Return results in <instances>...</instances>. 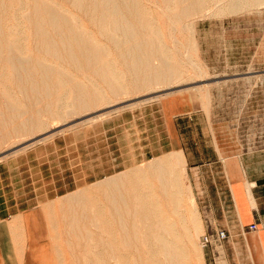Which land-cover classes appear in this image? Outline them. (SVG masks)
<instances>
[{
	"label": "rangeland",
	"instance_id": "obj_1",
	"mask_svg": "<svg viewBox=\"0 0 264 264\" xmlns=\"http://www.w3.org/2000/svg\"><path fill=\"white\" fill-rule=\"evenodd\" d=\"M9 1L12 0H8V4ZM139 1L145 5L143 14L146 18L155 19L161 27L165 23L166 29L162 27L165 31L161 29L163 32L160 33L164 46L176 47L174 59L180 68L172 81V90L166 92L167 86L161 85L139 92L129 83L125 95L116 98L109 94L101 81L90 84L88 79L76 75L75 79L89 83L91 89L96 87L105 91V101L74 117H64L63 110L57 112L62 114L60 118L43 112L41 122L37 123L39 126L31 124L29 127L32 126L33 130L27 128L25 135L12 136L9 138L11 142L7 138L8 141L0 143V247L5 253V264H74L75 261V264H102L104 260L103 264H124L122 256L132 260L129 264H152L150 255L156 253L147 252L150 253L147 259L146 250L150 244H157L153 234L159 228L161 216L163 223L176 231L169 235L171 242L185 247L184 252L187 251L189 256L186 264H253L252 253L256 251V244L260 246V241L256 238L255 246H251L246 234L258 232L259 221L253 224L255 230H251V226L246 230L238 225L234 204L224 201L227 196L224 177L230 178V163L244 172V192L257 215L262 207L258 201L264 205V0L257 4L247 0H206L204 10L186 20L176 18L163 0ZM65 7L75 14L72 8ZM12 10L3 16L6 23L2 29L4 35H8L7 40H15L16 44L17 36L27 34V30L18 28L19 35L11 34L15 36L13 39L7 33L14 16L22 19L27 10ZM80 17V26L96 35L88 17ZM171 24L177 29H171ZM18 46L20 50L25 48L22 43ZM109 58L118 71L116 73L120 74H116L121 78L119 82L126 85L129 80L119 72L120 63H116L112 55ZM2 80L0 74V90L7 92L8 97L12 96L13 86ZM161 89L164 92H158ZM1 102L0 98V105ZM177 106L190 114L175 119L171 124L173 128H169L170 113ZM88 114L99 117L84 122ZM172 131L181 137L178 143L172 142L171 136H176ZM169 154L177 156L179 162L174 167L173 176L168 178L171 190L176 193L170 192L165 200L159 179L148 165ZM135 170H140L138 174L143 170L140 178L144 182L140 192L147 194L144 206L153 203L157 208L152 209L151 220L142 225L144 230L141 227L145 234L131 235L134 243L129 250H114V253L118 244H112L107 236L113 226L106 221L100 223L103 212H111L109 204L105 203L109 190L101 185V181ZM174 179L177 182L172 181ZM134 181L132 185L136 183L133 184ZM217 188H222L220 194H217ZM81 192L90 197L91 204L85 208L90 206L94 211L93 206L99 203L98 206L107 205L108 210L98 211L99 215L95 216L92 210L84 209L91 212H87L88 219L93 221L85 219V224L82 223L86 227L81 224V229L95 235L88 240L82 238L79 243L75 238L76 241L71 242L74 248H70L71 245L65 242L67 228H64L70 215H67L69 204L62 200ZM222 203L225 211L219 210ZM77 206L81 208L79 214L85 212L82 206ZM60 215L66 218L61 219ZM222 232L226 234L225 239H219ZM135 237L139 242L134 241ZM207 237L211 240L208 243ZM145 238L149 240L145 242Z\"/></svg>",
	"mask_w": 264,
	"mask_h": 264
},
{
	"label": "bare ground",
	"instance_id": "obj_2",
	"mask_svg": "<svg viewBox=\"0 0 264 264\" xmlns=\"http://www.w3.org/2000/svg\"><path fill=\"white\" fill-rule=\"evenodd\" d=\"M14 1L15 2L13 4H11L13 0L9 1L11 3L8 4V0H0V74H2L4 78L2 82L4 81L6 84L11 83L14 89V94H10L12 95L10 96L12 98L8 97L9 94L6 92L7 89L5 90V87L4 90L6 93H4L3 90H0V98L2 99L0 105V143L5 141L7 138L10 141L9 138L12 136L16 137L24 133L26 134L27 128L30 129L32 127H29V125L32 124L35 126V124L39 123V121L41 122V116L43 112L44 114L48 112L51 117H57V112L59 110H63L65 111L63 115L64 117H70L71 115L74 117L81 112L83 113L84 111L86 112L91 110L95 104L104 102L107 98L106 94L104 93L105 91L103 92L100 90V88L96 87L91 89L89 86L91 84L90 82L101 81V83H104L106 86L109 94L116 98L122 96L123 94L125 95V90L130 86H128L129 83H131L133 88H136L137 91L139 90V92L144 88H153L155 86L161 85L167 86V89H165L166 92H170L172 90V81L177 76L180 68V65L176 63L174 59V56L176 55V47L172 49L164 46L160 33L163 32L161 29L164 30L165 23L162 22L164 23L162 25L164 28H162L161 24H158V22L156 24L155 19L153 20V18L150 17L146 18L143 14V11L145 12L146 10L144 7L145 5H142L139 0H26V3H24V0ZM163 1V3H165V5L172 10V12L174 11L175 17L181 20H186L195 15L197 12L200 13L204 10L206 5V0ZM247 1L257 4L262 0ZM65 6L72 8L75 11V14H73V12H68ZM12 9H15L19 12L27 10L24 15L22 14L23 16L20 15L22 19H19L18 17L15 18L14 16V19H12L14 21L10 25L7 33L9 35H19L17 33L18 28L23 27V29L27 30V34H21L17 36L19 38L16 41V44L13 42L15 40H7L8 35L5 36V31L2 29L3 24L6 23L5 19H3V16ZM15 10H12V12ZM161 12L163 14V11ZM80 16L88 17L87 21H89L90 25L93 26L97 31L96 35L89 33L85 28L80 26V20H82L80 19L82 18ZM171 19L172 17L170 16V21ZM167 21L169 22V19ZM168 22H166V24ZM174 28H172L171 24V29ZM11 36L12 39L15 37L14 35ZM166 40H164V42ZM21 43L25 48L20 50L18 44L21 46ZM110 55L116 58V63H120L119 72L123 73L125 78L127 77L126 79L129 80L128 82H125L127 83V86L120 83L121 81L119 82L121 78L116 77V72L118 71L112 66L109 58ZM70 71L74 72V75ZM76 75L88 79L90 84H84V82L82 83V81H78L75 79L76 77H74ZM94 85L95 84H93L92 87H94ZM161 90L162 91L158 92H164V89ZM7 94L8 96H6ZM61 115H58V117ZM98 117L99 115L89 116L88 114L87 117H84V119H86L84 122L94 120ZM81 123H83V121ZM31 129L33 130V127ZM64 130H66V128ZM177 162H179L177 156L174 154H169L156 160L154 163H149L148 165L150 170L155 172L154 175H156V177L159 179V186L162 190L161 193L164 197H166L165 200L169 198L170 192L173 195L176 193L174 190H171V185L169 183L170 180H168V178L171 177L172 172H174V167H176ZM142 171L143 170H141V173ZM139 172L140 170L122 173L120 175L118 174L108 177L107 179L101 181V185L106 186L109 190V194L106 195L105 193L107 196V201H104H106L105 203H108L109 208H111V212L109 211L110 217L108 214L109 212L107 213L105 211L106 209L108 210L107 205L100 204L103 206L102 208L100 205L98 206L99 203H95V206H93L95 209L91 206L94 211L90 208V206L86 207L92 210L95 213V216L99 215L100 212L98 211H105L103 214L101 212L103 217L101 219V215L99 216V219L103 221H100L101 224L106 221V223H108L110 226H113V229L110 232L108 231L107 234V236L109 235L108 239L111 240L112 244L115 246L118 244V248L116 249V247H114L115 249H113V251L129 250V248L134 243L132 242L130 236L133 234L137 236L139 233L141 235L145 234L144 231H141V227L143 224L148 223V220H151L152 209L157 208V206L155 204L153 205V203L149 207L144 206L145 201L147 200V194L144 191L140 192L144 180L142 181L140 178L143 177V175L141 173L138 174ZM135 176H137L138 179H135ZM175 178L177 179L176 176ZM176 179L172 181L177 182ZM132 181H134L133 184L135 182L136 183L132 185ZM130 185L134 186V188H129L128 186ZM106 187L104 188L106 189ZM127 187L131 190L129 191ZM99 188L102 189L101 187ZM78 192H80V190ZM105 195L104 197H106ZM62 201L69 204V211L67 212V215L70 213L68 218H66V216L63 217L64 215H60L61 219L62 217L63 219L66 218V221L68 219V223L66 222L67 225L64 224L65 220H63L62 224L63 227L64 225L67 226L64 227L67 228V230L65 229L66 232L63 230V232L67 234L65 242L67 245H71L70 248H74V246H72L73 244L71 243L72 240L75 242L77 239V242L79 243L78 240H80V242L82 238H87L86 240H88L92 234L95 235V233H91V231L83 232L81 229L82 225L85 226V219L90 218L88 217L90 215L87 214L89 210L87 212L84 210L86 209L85 206L87 204H91L90 197H86L85 192L84 194L81 192L76 193V195H69L63 198ZM98 201L100 202V200ZM102 202L103 201L101 200V203ZM77 205L82 206V209L87 215L83 211L81 214H79L81 208ZM75 206L78 207V213L76 211L74 213V209L77 208ZM61 208L63 209V207ZM154 213H156L155 209ZM160 218L161 220L158 222L159 228L153 234V240L157 244L154 245L153 243L154 246H151L150 244L148 251L145 249L146 254L147 252L151 253L152 251L159 256H155V254L154 257L148 253L147 259L150 255L152 264H186V259H188L189 256L186 254L187 251L184 252L185 247L180 246L178 242V245H175L169 239V235L174 234L176 231L174 232L170 226L163 223L164 218L162 216ZM94 220L98 219L95 218ZM82 222H84V224ZM108 224L105 225H107L109 228ZM99 226L101 227V225ZM148 226L149 225H147V227ZM106 230L108 229L106 228ZM103 231L105 230L103 229ZM103 231L102 233H105ZM102 235L105 236L106 234ZM102 238L105 239V237ZM135 240H137L136 237L134 241ZM148 240L149 238L146 239L145 242ZM137 241L139 242V238ZM76 246L78 245L76 244ZM109 250L112 251V246L109 248ZM121 259H123L121 261H123L122 263L124 264H129L131 260L127 256H122ZM132 259L134 260V258ZM100 261L101 260H99V262ZM119 261L120 260H118V262ZM103 263H105V260L104 262L102 261V264ZM99 264H101V262ZM136 264L138 263L136 262Z\"/></svg>",
	"mask_w": 264,
	"mask_h": 264
},
{
	"label": "crops",
	"instance_id": "obj_3",
	"mask_svg": "<svg viewBox=\"0 0 264 264\" xmlns=\"http://www.w3.org/2000/svg\"><path fill=\"white\" fill-rule=\"evenodd\" d=\"M187 114L186 109L177 106L173 112L170 113L169 116V128L172 127L171 124L174 123L175 119L183 117ZM173 128V127H172ZM173 132V131H172ZM176 136H171L172 142L178 143V140L181 138L176 132H173ZM175 140V141H174ZM179 147V146H178ZM180 148V147H179ZM183 150V149H182ZM231 169L229 170L230 178L224 177L225 180V187L224 193L227 194L224 201H229L231 204H234L237 222L239 226H242L247 230L248 227L255 224L257 221L258 223V232H247L246 239L250 242L251 246H255V239L258 238L260 241V246L256 244V251L252 253V260L254 259L253 264H264V205L263 203H259L258 193L254 191V196H257L258 204H261V210H259L258 214L254 212V209L248 202L247 196L244 192L245 185L242 179L244 178V172H241L234 163H230ZM229 165V166H230ZM258 184V181H257ZM259 187V186H257ZM222 188H217V194H220V190ZM222 208H219L220 211H225L226 208L224 203H222ZM259 233V234H257ZM257 234V235H256ZM263 257V258H262ZM5 253L3 252L2 248L0 247V264H5Z\"/></svg>",
	"mask_w": 264,
	"mask_h": 264
},
{
	"label": "built area",
	"instance_id": "obj_4",
	"mask_svg": "<svg viewBox=\"0 0 264 264\" xmlns=\"http://www.w3.org/2000/svg\"><path fill=\"white\" fill-rule=\"evenodd\" d=\"M255 229H256V226L255 225L251 226V230H255ZM225 238H226L225 232H222L221 234H219V239H225ZM210 241L211 240L207 237L206 238V242L208 243Z\"/></svg>",
	"mask_w": 264,
	"mask_h": 264
}]
</instances>
